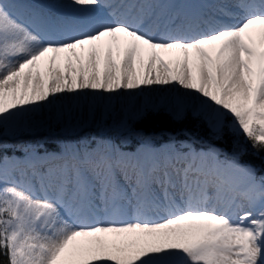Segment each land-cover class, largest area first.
Wrapping results in <instances>:
<instances>
[{"label": "snow or ice", "instance_id": "6c2138e0", "mask_svg": "<svg viewBox=\"0 0 264 264\" xmlns=\"http://www.w3.org/2000/svg\"><path fill=\"white\" fill-rule=\"evenodd\" d=\"M169 86L214 136L264 153V0H0V130L64 99ZM234 146L170 137L131 173L123 154L47 171L32 152L23 168L0 157V264H264V160Z\"/></svg>", "mask_w": 264, "mask_h": 264}, {"label": "rangeland", "instance_id": "374dc122", "mask_svg": "<svg viewBox=\"0 0 264 264\" xmlns=\"http://www.w3.org/2000/svg\"><path fill=\"white\" fill-rule=\"evenodd\" d=\"M61 102V101H60ZM59 102V103H60ZM172 105V104H170ZM167 107V106H165ZM173 110L174 107L173 106ZM63 108H65L63 106ZM74 108L75 112L79 109L76 105ZM84 110H87V104L83 106ZM66 111V109L64 110ZM158 111H167L169 112L175 120H181L185 115L189 114L190 116L194 118H198L199 123H202L209 127L208 121L201 115L196 114L195 110H190L185 113H179L177 116L174 115L175 112H172L171 110L167 108H160V109H151L147 110L144 114L149 115L154 112ZM171 111V112H170ZM99 112V109H98ZM68 113V112H67ZM47 114L46 110H41L40 112L35 113L30 120L26 119L24 124V129L22 130L21 124H18L12 128H10L7 131L0 130V144H3L4 147L2 149L4 150H10V155L7 156L6 160L8 162H16L19 166H23L26 161H28V156L26 155V152H32L34 155L38 156V160H43L42 158L43 154H45L48 150V146L50 145H59L61 147V150L67 151V146H71L73 144H82L83 147V153H105V150L108 149L110 146L116 145L117 151H119V147H122L123 149L129 148L133 145L138 144H147L148 146L154 147V145H157V142H161L162 139H166L165 149L169 146L170 137H174L175 141L177 142L178 147L183 148H195L201 147V148H214L220 150V148L215 147L209 141H194L192 140V137L188 133H182L178 135H152V136H144L138 132H130V129H132V126L135 124L134 122L139 119L136 116L131 122H128L127 124H122V130H118L117 126L118 124H114L113 121H111V128L112 130L110 132H107L105 134H101L100 127L97 125L87 126L89 129V133H84L83 136L78 137L76 134L77 132H67L64 128V119H53L52 123L54 125L53 129H50L48 127V124L45 118V115ZM188 115V116H189ZM42 118L44 121L39 122L37 119ZM26 123V124H25ZM102 128V127H101ZM210 129V128H209ZM211 130V129H210ZM230 133L232 139H234V144L237 139L241 142V144L245 145L246 139L243 135H240L237 137L231 132H228L225 130L224 134ZM59 134H63V136H60ZM19 136H21L20 140L18 139ZM179 137H182L183 139H178ZM220 138V137H219ZM114 143V144H113ZM119 145V146H118ZM186 145V146H185ZM25 146H31L26 148ZM223 153H226L223 150H220ZM236 151L235 146H233V153ZM52 152V151H51ZM120 154L125 152L119 151ZM228 154V153H227ZM22 157V158H20ZM222 159L224 160V156L221 155ZM218 159V157H217ZM37 161V160H35ZM33 161V162H35Z\"/></svg>", "mask_w": 264, "mask_h": 264}, {"label": "bare ground", "instance_id": "6f19581e", "mask_svg": "<svg viewBox=\"0 0 264 264\" xmlns=\"http://www.w3.org/2000/svg\"><path fill=\"white\" fill-rule=\"evenodd\" d=\"M41 4L55 3L57 0H39ZM63 2V0H62ZM185 89L179 88L169 90L161 88H147L141 90H121L119 93L104 94V98L98 95L81 96L74 99H64L54 106L45 107V115L48 127L53 129V119H64V128L67 132H77V136L81 137L84 133H89L87 126L95 125L100 119L98 109L102 107L105 113V118H114L120 120V110L124 109L126 120L140 116L142 113L155 107H165L167 104H172L174 107V115L185 113L194 110L191 106H184L179 101L182 99ZM69 96L73 94H68ZM87 104L85 111L83 106ZM78 106L75 112V106ZM63 106L65 108H63ZM66 109V111H64ZM68 112V113H67ZM30 120V119H28ZM37 121H44L38 118ZM26 124V123H25ZM22 130L25 128L21 123ZM118 130H122V124H118ZM21 136H19L20 140ZM47 166H45L46 168Z\"/></svg>", "mask_w": 264, "mask_h": 264}, {"label": "trees", "instance_id": "16d2710c", "mask_svg": "<svg viewBox=\"0 0 264 264\" xmlns=\"http://www.w3.org/2000/svg\"><path fill=\"white\" fill-rule=\"evenodd\" d=\"M135 130L141 131L147 135L159 133L181 134L182 132H187L199 140L209 141V143L218 146L229 155L233 154L234 139H232L230 133L224 134L220 138L214 136L206 125L199 123L198 120L193 117H185L180 121H176L169 113L158 111L136 121ZM244 146L247 148V153L240 157V162L260 167L261 160H264V153H256L251 148V144L248 141H246ZM52 149L57 150L58 148L54 147ZM5 153L6 152L0 148V157H3ZM259 174H264V169H262ZM0 259H2V257H0Z\"/></svg>", "mask_w": 264, "mask_h": 264}]
</instances>
